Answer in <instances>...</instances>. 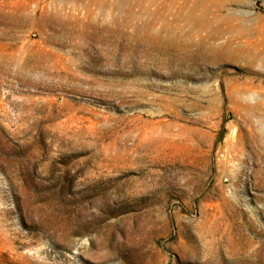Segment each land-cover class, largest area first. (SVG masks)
I'll use <instances>...</instances> for the list:
<instances>
[{
	"label": "rangeland",
	"instance_id": "374dc122",
	"mask_svg": "<svg viewBox=\"0 0 264 264\" xmlns=\"http://www.w3.org/2000/svg\"><path fill=\"white\" fill-rule=\"evenodd\" d=\"M0 264H264V0H0Z\"/></svg>",
	"mask_w": 264,
	"mask_h": 264
}]
</instances>
